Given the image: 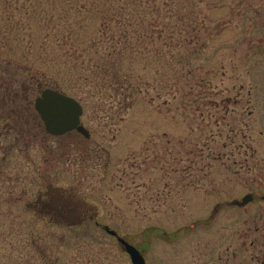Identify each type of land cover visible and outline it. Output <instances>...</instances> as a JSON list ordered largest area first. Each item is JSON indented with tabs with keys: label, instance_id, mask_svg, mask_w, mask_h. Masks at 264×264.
Instances as JSON below:
<instances>
[{
	"label": "rangeland",
	"instance_id": "obj_1",
	"mask_svg": "<svg viewBox=\"0 0 264 264\" xmlns=\"http://www.w3.org/2000/svg\"><path fill=\"white\" fill-rule=\"evenodd\" d=\"M189 1L0 0V264H131L101 225L146 264H264V0ZM45 88L89 138L45 131ZM69 198L99 224L42 218Z\"/></svg>",
	"mask_w": 264,
	"mask_h": 264
},
{
	"label": "water",
	"instance_id": "obj_2",
	"mask_svg": "<svg viewBox=\"0 0 264 264\" xmlns=\"http://www.w3.org/2000/svg\"><path fill=\"white\" fill-rule=\"evenodd\" d=\"M34 109L43 122L45 131L52 136H61L75 130L85 138L89 137L88 130L80 123L82 115L81 104L56 89L46 88L34 100ZM253 196L247 194L241 200H232L231 205L245 206L252 201ZM102 229L115 237L121 249L129 256L131 264H145L140 251L121 237L115 230L103 225Z\"/></svg>",
	"mask_w": 264,
	"mask_h": 264
},
{
	"label": "flooded vegetation",
	"instance_id": "obj_3",
	"mask_svg": "<svg viewBox=\"0 0 264 264\" xmlns=\"http://www.w3.org/2000/svg\"><path fill=\"white\" fill-rule=\"evenodd\" d=\"M64 201L65 203L60 204L61 207H59V205L52 206L50 211L45 214L42 213V218L54 223L69 224L83 223L88 219L95 224H99L95 215H87L86 207L84 208L83 206H77V208H75V206L72 205V198L64 199ZM56 212L60 214H56Z\"/></svg>",
	"mask_w": 264,
	"mask_h": 264
},
{
	"label": "trees",
	"instance_id": "obj_4",
	"mask_svg": "<svg viewBox=\"0 0 264 264\" xmlns=\"http://www.w3.org/2000/svg\"><path fill=\"white\" fill-rule=\"evenodd\" d=\"M166 1V3L167 4H170V0H165ZM196 0H191V1H189V8H190V11H192V8L194 9L195 7H196ZM127 17V16H126ZM118 18H119V16L117 17V16H114V17H110V18H108V19H104V21H106V22H108V23H111V22H115V21H117L118 20ZM128 18V17H127ZM126 22H128V23H132V20L130 19V18H128L127 19V21ZM118 51H116V50H114L112 53H110V55H112L113 57H115L116 55H118ZM59 200H61V199H59ZM61 202H63V203H65V201L64 200H62ZM60 202V203H61ZM59 207H61V205H59ZM56 214H60V213H58V212H56ZM62 215V214H61Z\"/></svg>",
	"mask_w": 264,
	"mask_h": 264
}]
</instances>
